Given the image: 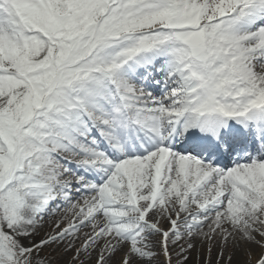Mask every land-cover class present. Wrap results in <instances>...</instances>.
Listing matches in <instances>:
<instances>
[{
  "label": "snow or ice",
  "instance_id": "obj_1",
  "mask_svg": "<svg viewBox=\"0 0 264 264\" xmlns=\"http://www.w3.org/2000/svg\"><path fill=\"white\" fill-rule=\"evenodd\" d=\"M264 264V0H0V264Z\"/></svg>",
  "mask_w": 264,
  "mask_h": 264
},
{
  "label": "bare ground",
  "instance_id": "obj_2",
  "mask_svg": "<svg viewBox=\"0 0 264 264\" xmlns=\"http://www.w3.org/2000/svg\"><path fill=\"white\" fill-rule=\"evenodd\" d=\"M194 260H195V253H193V261H190L189 264H193Z\"/></svg>",
  "mask_w": 264,
  "mask_h": 264
}]
</instances>
